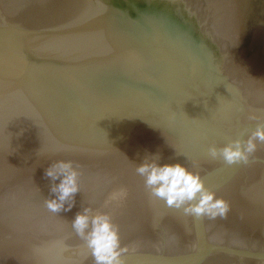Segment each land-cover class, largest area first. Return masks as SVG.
<instances>
[{
	"label": "water",
	"instance_id": "1",
	"mask_svg": "<svg viewBox=\"0 0 264 264\" xmlns=\"http://www.w3.org/2000/svg\"><path fill=\"white\" fill-rule=\"evenodd\" d=\"M264 122V0H0V264H94L71 228L107 212L124 264H264V145L207 153ZM198 167L225 218L153 199L135 168ZM80 166L53 214L44 171ZM58 182V181H57Z\"/></svg>",
	"mask_w": 264,
	"mask_h": 264
},
{
	"label": "clouds",
	"instance_id": "2",
	"mask_svg": "<svg viewBox=\"0 0 264 264\" xmlns=\"http://www.w3.org/2000/svg\"><path fill=\"white\" fill-rule=\"evenodd\" d=\"M258 145H264V122L259 121L245 140H232L219 148L210 144L207 153L211 158H220L229 165L248 163ZM159 160V154L146 156L135 168L153 199L197 218L215 220L226 217L228 202L205 186L194 162L184 166L180 163L160 164ZM79 168L71 160H57L45 169L44 175L50 181L51 198H45L44 206L49 212H68L74 207L75 195L80 192ZM70 224L94 264H124L122 257L127 249L121 244L118 225L107 212H94L91 207H83Z\"/></svg>",
	"mask_w": 264,
	"mask_h": 264
}]
</instances>
